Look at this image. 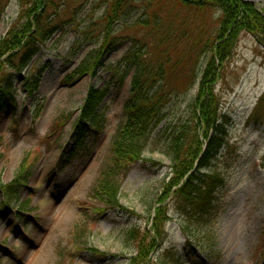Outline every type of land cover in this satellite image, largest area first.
Wrapping results in <instances>:
<instances>
[{
	"label": "rangeland",
	"instance_id": "rangeland-1",
	"mask_svg": "<svg viewBox=\"0 0 264 264\" xmlns=\"http://www.w3.org/2000/svg\"><path fill=\"white\" fill-rule=\"evenodd\" d=\"M53 1L63 29L40 45L13 80V107L0 110V184L17 186L11 198L0 186V264H128L136 251L128 232L151 229L170 161L160 146L149 144L143 160L113 178L116 207L90 196L101 166L110 164L111 139L129 94L131 72L119 63L129 41L105 53L95 74L77 77L76 67L100 42L106 0ZM254 4L264 11V0ZM19 10L18 0H8L0 36ZM107 82L94 124L87 122L76 141L88 89ZM195 87L179 97L181 106L170 109L169 119L184 114ZM214 90L229 122L225 145L201 170L222 177L216 217L190 224L188 240L169 207L165 236L146 264H264V105H256L264 91V47L250 34H240Z\"/></svg>",
	"mask_w": 264,
	"mask_h": 264
},
{
	"label": "trees",
	"instance_id": "trees-1",
	"mask_svg": "<svg viewBox=\"0 0 264 264\" xmlns=\"http://www.w3.org/2000/svg\"><path fill=\"white\" fill-rule=\"evenodd\" d=\"M7 2L0 0V19ZM18 2L17 17L0 36V110L13 107V80L40 45L63 29L53 0ZM99 20L102 36L98 47L80 61L76 76L95 74L105 53L129 41L119 63L125 67V74L131 72V80L122 121L111 139L110 164L101 166L98 186L90 196L94 193L107 207H116L113 178L143 160L149 144L160 146L170 161L168 179L153 204L152 232H138L137 227L128 232L136 247L128 264H146L165 236L163 224L169 207L180 216L188 240L190 224L212 220V213L216 217V194L222 177L201 170L210 166L225 145L229 122L221 112L214 84L242 32L264 47V11L244 0H106ZM129 29L131 34H124ZM194 85L195 93L186 101L184 114L172 112L169 119L170 109H179V97L185 98ZM108 90L109 82L88 89L79 108L76 141L89 128L87 122L94 124V112ZM256 105H264V91ZM73 155L72 151L70 160ZM0 186L8 198L17 190L14 181Z\"/></svg>",
	"mask_w": 264,
	"mask_h": 264
},
{
	"label": "water",
	"instance_id": "water-1",
	"mask_svg": "<svg viewBox=\"0 0 264 264\" xmlns=\"http://www.w3.org/2000/svg\"><path fill=\"white\" fill-rule=\"evenodd\" d=\"M244 1L255 2V1H260V0H244Z\"/></svg>",
	"mask_w": 264,
	"mask_h": 264
},
{
	"label": "bare ground",
	"instance_id": "bare-ground-1",
	"mask_svg": "<svg viewBox=\"0 0 264 264\" xmlns=\"http://www.w3.org/2000/svg\"><path fill=\"white\" fill-rule=\"evenodd\" d=\"M56 213H57V212H56ZM60 215H61V214H60ZM33 258H34V257H32L31 259H32V260H35V259H33Z\"/></svg>",
	"mask_w": 264,
	"mask_h": 264
}]
</instances>
